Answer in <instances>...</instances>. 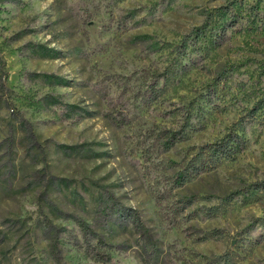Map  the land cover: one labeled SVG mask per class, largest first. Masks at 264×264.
<instances>
[{"label":"rangeland","instance_id":"obj_1","mask_svg":"<svg viewBox=\"0 0 264 264\" xmlns=\"http://www.w3.org/2000/svg\"><path fill=\"white\" fill-rule=\"evenodd\" d=\"M260 99L264 0H0V264H264Z\"/></svg>","mask_w":264,"mask_h":264},{"label":"trees","instance_id":"obj_2","mask_svg":"<svg viewBox=\"0 0 264 264\" xmlns=\"http://www.w3.org/2000/svg\"><path fill=\"white\" fill-rule=\"evenodd\" d=\"M226 9L227 8H225V6H220L216 9L213 8L209 12L204 14V21L202 25L195 27L190 34L192 39H194L193 43H195L199 39L200 35H203V30L205 28V25L206 24L210 25L212 23L213 18L214 20L221 19L223 21V19L225 18L227 14ZM230 20H233V17L230 18ZM225 25L226 24H222L221 26L222 28L221 36L224 35L223 33L225 29L231 27L230 25H227V26ZM211 31L212 29L209 28V31H208L209 34H211ZM179 47L187 48V42L181 41ZM214 79L215 81H218L219 76H216ZM263 105L264 104H262V100L261 99L258 100L249 110L245 112L244 117L248 118L249 120L254 119V115L258 110L263 109L264 111ZM241 118L238 119L236 122L232 123L227 128L226 132L220 138L216 139L210 144L203 145L196 149L194 155L192 156V161L193 162L198 161V164L196 165V168L192 167L191 173L198 174L199 172L210 171L214 169L215 167L219 166L224 161H231L235 154L239 153L242 149H244V144H243L244 140L238 134L242 130L241 126L240 127L238 126L239 122H241L242 120ZM171 135L172 137L175 136V134H171ZM173 143H174L173 138L169 137L167 140H165V147L168 148ZM180 175L181 174H179L178 177H180ZM180 181H183V179L181 178ZM261 186H260V183L253 184L251 185V187H253V190L248 189V192H247V189H245L244 193L246 194L250 193L248 197H251V194H254L255 191L259 190ZM251 201H255V199L253 198ZM118 210L119 209L116 210V214L119 213Z\"/></svg>","mask_w":264,"mask_h":264}]
</instances>
